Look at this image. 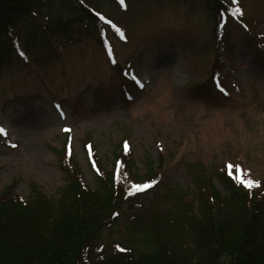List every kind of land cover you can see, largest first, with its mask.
Segmentation results:
<instances>
[{
  "label": "rangeland",
  "instance_id": "1",
  "mask_svg": "<svg viewBox=\"0 0 264 264\" xmlns=\"http://www.w3.org/2000/svg\"><path fill=\"white\" fill-rule=\"evenodd\" d=\"M81 2L126 39L105 26L106 50L78 0H46L10 29L14 42L0 33V190L56 198L67 184L58 164L66 143L85 184L100 189L87 154L109 171L125 138L136 180L161 175L95 243L146 253L156 246L134 228L164 223L154 213L170 207L200 214L208 180L229 196V164L264 178V0H239L243 24L231 18L217 34L210 0ZM178 229L181 240L192 234Z\"/></svg>",
  "mask_w": 264,
  "mask_h": 264
},
{
  "label": "trees",
  "instance_id": "2",
  "mask_svg": "<svg viewBox=\"0 0 264 264\" xmlns=\"http://www.w3.org/2000/svg\"><path fill=\"white\" fill-rule=\"evenodd\" d=\"M45 1L0 0V33L14 42L10 29L22 20L35 19ZM78 1L86 21L97 27L103 47H109L105 26L119 34L107 23L110 18ZM210 2L215 34L231 18L243 24L239 19L242 12L228 11L242 8L239 0L235 4L232 0ZM108 57L113 65H118L115 58ZM124 139H120L109 171H104L92 152L87 154L100 189L85 184L66 143L58 164L67 184L56 198L35 188L24 198L14 193L13 184L0 190V264H264V178L258 180V187L249 189L236 179H247L240 167L232 176L228 168L222 170L230 187L227 197L214 189L211 180L199 185L203 200L200 214L188 208L181 211L170 207L154 213V217L166 216L164 223L157 224L153 219L135 227L139 233L150 235L148 242L154 243L155 250L138 252L122 242L107 249L97 246L95 239L100 229L117 221L125 202L133 201L155 183L143 190H134L132 185L157 182L161 175L158 170L146 180H136L137 175L131 171L129 145ZM173 224L177 225L173 229L188 227L192 234L179 239Z\"/></svg>",
  "mask_w": 264,
  "mask_h": 264
},
{
  "label": "snow or ice",
  "instance_id": "3",
  "mask_svg": "<svg viewBox=\"0 0 264 264\" xmlns=\"http://www.w3.org/2000/svg\"><path fill=\"white\" fill-rule=\"evenodd\" d=\"M120 3H121V5H124L125 0H120ZM232 3L235 4V3H236V0H232ZM228 11L233 12V13H239V12H241V9L237 6V7L229 8ZM97 15H100V14L97 13ZM101 19H104V17L101 16ZM107 23H108L109 25H111L112 27L115 28L116 32L119 33V35H120V37H121L122 39H126L124 32H123L119 27H117L116 25H114V24L112 23L111 20H108ZM132 79H133L134 81H136L137 84L140 83L139 80L136 79V76H135V75L132 76ZM141 86H142V85H141ZM222 90H223V89H222ZM56 107H57V109H59L60 106H59V105H56ZM61 114H62V113H61ZM0 134H2V135H4V136H7V135H8L7 130H6L2 125H0ZM13 146H15V145H13ZM228 167H229V169H232V168H234V167H235V168H239L238 165H235V166H234V165H231V164H229ZM229 175H232V172H231V171L229 172ZM236 179L239 180L242 184H244V185H245L246 187H248L249 189H251V188H253V187H258L259 184H260V181H258V180H254V179H251V178L241 179V177L237 176ZM154 183H156V181L153 180V181H151L150 183H145V184H133V185H132V189H134V190H143V189H146V188L150 187L151 184H154ZM118 247H119V246H118Z\"/></svg>",
  "mask_w": 264,
  "mask_h": 264
}]
</instances>
